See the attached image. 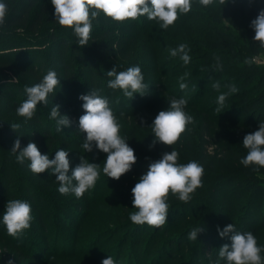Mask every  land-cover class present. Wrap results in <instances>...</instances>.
<instances>
[{"label":"rangeland","instance_id":"374dc122","mask_svg":"<svg viewBox=\"0 0 264 264\" xmlns=\"http://www.w3.org/2000/svg\"><path fill=\"white\" fill-rule=\"evenodd\" d=\"M258 1L245 0L244 4L241 3V13L249 6L252 9L257 7ZM218 9V3L205 8L193 2L192 10L180 15L168 29L161 28L147 16L115 22L101 12L93 20L87 46L96 59L104 62L95 60L94 78L100 82L92 90H99V94L109 100L122 125L121 135L137 157L132 169L119 180L103 174L105 153L95 148L85 153L81 148L84 134L79 131L78 120L84 110L79 96L91 91L90 84L75 85L70 95L71 107L68 100L59 98H48L47 106L37 105L45 125L54 132L52 137L34 136L36 125L33 119L26 120L19 116L17 107H7L0 99V264H8L9 260L13 264H94L93 261L90 263V257L95 259V264H102L108 256H112L117 264H217L218 261L219 264H226L219 258V248L231 244L232 234L221 238L217 228L222 231L232 223L236 231L252 232L258 246L264 249V168L255 165L245 167L240 163L247 155V149L242 144L244 136L258 128H233L221 121L228 119L254 124L259 120L264 122V115L252 116L253 113L248 110L241 113L238 94L242 85L233 71L212 75L208 84L219 82V91L211 93L207 89L203 93L198 89L199 80L189 84L186 90L179 88L178 75L197 71V61L205 59L195 46L196 39L187 29L193 27L191 24L208 26L212 21L210 11L216 13ZM201 11L204 13L203 23L196 22L192 17L194 12ZM241 17L244 25L242 14ZM71 31L74 40H78L73 29ZM181 43H186L190 49L191 60L187 65L191 66L188 70L184 69L186 65L179 56L171 57L169 54L170 49ZM247 44L248 40L242 38L238 50L241 60L233 62L232 66L240 67L243 59L258 57L259 62L253 64L264 76V49L251 53ZM36 47L39 48L35 49L39 58L55 55L54 51L49 55V49ZM133 66L141 68L148 89L146 94L137 93L129 99L121 90L107 86L114 77H108L105 73L113 67H117L119 72ZM155 67L157 71L153 70ZM79 73L86 76V81L90 78L88 72ZM4 75L8 77L3 81H16L11 73ZM262 82L264 85V79ZM230 84H235L238 91L226 98L221 113H218L217 98L228 91L227 85ZM9 85L18 87L13 82ZM25 86H32L31 81L26 82ZM203 94L205 96L201 101ZM177 97L187 99L184 110L193 117L194 122L187 126V131L172 147L159 142L150 147L154 139L150 127L155 116L159 111L167 110L170 100ZM189 102L197 105L192 106ZM56 105H59L60 114L71 121L70 127L59 132L55 120L49 119L50 110ZM121 111L125 113L123 117H120ZM12 124H19L20 127L15 131L10 126ZM18 138L21 149L30 141L34 142L41 153L49 155L50 159L61 148L68 151L69 175L80 163L81 155L89 162L98 164L101 175L95 188L79 199L73 193L61 195L58 192L59 182L51 170L36 175L29 168V161H16L17 154L12 153L11 149ZM173 149L179 153L178 163L195 160L203 166V186L196 189L188 203L181 202L170 193L167 222L162 227L133 224L129 215L136 209L132 208L131 189L151 162ZM13 199L25 200L32 208L31 227L19 238L9 236L3 224L6 204ZM31 199H35V203ZM199 227L204 231L198 233L197 240L190 241L189 232ZM206 237L211 240L209 247L206 246ZM19 242L21 244L17 246ZM261 255L264 256V251Z\"/></svg>","mask_w":264,"mask_h":264},{"label":"clouds","instance_id":"9594fccd","mask_svg":"<svg viewBox=\"0 0 264 264\" xmlns=\"http://www.w3.org/2000/svg\"><path fill=\"white\" fill-rule=\"evenodd\" d=\"M199 5L207 8L214 4L224 5L225 0H198ZM54 8L56 22L65 28H71L78 38L80 47L87 46L91 39L93 20L102 12L106 17L115 22L126 20H137L139 17L147 16L149 20L156 21L161 28L168 29L175 24L180 15L188 14L192 10L193 0H51ZM9 6L4 0H0V28L6 26V18ZM254 30V41L260 48L264 49V9L259 10L258 15L250 23ZM189 46L181 43L178 47L170 49L171 57L179 56L185 65L189 64ZM259 62L258 57L246 58L244 63L251 65ZM216 70H222L223 65L216 59L214 65ZM108 77H114L108 81V87L121 90L123 95L129 99L134 94L144 95L148 85L144 83V76L139 66L117 71L113 67L107 71ZM188 73L179 77V88L183 91L188 88L184 82ZM60 86V79L55 70H48L43 79L33 85L25 86L24 92L27 99L16 109L19 116L26 120H32L36 116L37 105H48L50 94L56 92ZM219 91L220 83L212 84ZM228 91L221 93L217 98L216 111L221 113L226 98L238 91L235 84L227 85ZM83 101L84 114L79 117V131L84 134L81 148L84 152L96 150L105 153L106 159L103 163V174L108 178L119 180L128 173L136 163L137 157L134 149L129 146L127 140L121 135L122 125L119 118L109 105V100L99 94V90H91L86 95H80ZM170 107L161 110L155 116L151 125L154 139L150 147L157 142L172 147L180 140L181 135L187 131V126L193 123V117L185 112L187 99L172 98ZM125 113L121 111L120 117ZM50 120H55L56 130L62 131L71 126V121L66 115H61L59 105L53 106L49 114ZM16 131L19 124L10 125ZM242 144L247 149V155L240 161L248 167L255 165L264 168V122L259 123L258 130L244 136ZM11 152L16 155V161L23 163L29 161L32 173L39 175L51 170L59 182L58 192L61 195L73 193L76 198H82L86 192L95 188L100 178V167L96 163L89 162L84 155L80 156V163L70 170L69 152L59 149L54 158L42 154L34 142H29L21 149L19 138L15 140ZM179 153L176 150L165 152L161 158L151 162L147 171L139 178L131 189L132 208L136 211L130 213L129 219L133 224L159 228L167 222L169 203L168 197H178L181 202L188 203L196 189L203 186L202 178L204 168L195 160L186 164L178 163ZM75 182V183H74ZM32 208L29 202L21 199L8 200L6 210L3 214V224L7 234L19 238L21 234L31 227ZM204 231L202 227L192 229L188 234L190 241L197 240L198 233ZM221 238L230 236L231 244H224L219 248V258L226 264H264V251L257 244V238L252 232L236 231L235 225L229 224L221 231L217 228ZM8 264H13L11 260ZM102 264H117L112 256H108ZM219 264V261L217 262Z\"/></svg>","mask_w":264,"mask_h":264},{"label":"trees","instance_id":"16d2710c","mask_svg":"<svg viewBox=\"0 0 264 264\" xmlns=\"http://www.w3.org/2000/svg\"><path fill=\"white\" fill-rule=\"evenodd\" d=\"M4 2L9 6L6 26L0 28V99H3L4 105L18 107L27 99V94L24 93L26 82L31 81L32 86L39 83L50 69L56 71L60 79V86L57 87L55 93L49 95V98L68 100L69 107L72 106L70 95L73 94L75 85L85 86V83H88L91 85V90L99 85L100 81L98 78H94L93 72L95 60H99L100 63L104 61L96 59L88 46L80 47L77 44V39L74 40L72 36L71 28L61 27L56 22L51 0H4ZM193 2L199 5L198 0H193ZM244 2L245 0H225V4L220 5V9L216 13L213 10L210 11L212 21L208 26L191 24L193 27L187 29L191 37L196 39L194 40L195 46L200 54H204L205 59L197 61L195 66L199 68L197 71L189 73L184 82L189 85L195 80H199L198 89L203 90V93L209 89L208 92L212 93L216 90L212 84H208L212 75L217 76L227 70L233 71L236 79L242 85L238 94L242 105L241 113L248 110L249 113H253L252 116L255 114L264 115L263 74L256 65L245 64V59H243L240 67L232 66L233 62L238 60L240 62L241 60L238 50L241 47L242 38L248 40L247 47L251 53L259 52L261 49L253 39L255 33L250 27V23L256 18L259 10L263 9L264 0H259L257 7L252 9V6H249L241 13L240 8L243 6L241 3L244 4ZM193 14L192 17L196 22H204L203 11ZM241 14L245 19L244 25L241 22L243 20ZM68 45H70L69 48ZM36 46L49 49V55L54 51L55 55L52 54L51 57H43V59L39 58L36 53L39 48ZM217 57L219 63L223 65L222 70L214 68ZM190 66L186 65L184 69L188 70ZM153 70L157 71V67ZM79 72L90 74L88 82L84 79L86 76L83 77L84 75ZM5 73H11L16 81H3L4 78L8 77L4 75ZM254 79V82L251 81ZM11 82L16 83L18 87L9 85ZM88 85L86 86L87 89ZM204 96L203 94L201 101ZM190 104L192 106L197 105L194 102ZM221 121L233 128L251 126L255 129L262 122L259 120L251 124L250 121H247L243 124L228 119ZM33 122L36 125L35 130H33L34 136H54V132L45 125V120L38 111H36ZM1 190L2 188H0V194H2ZM31 200L35 203V199ZM205 242L207 243L206 246L209 247L208 243H211L209 237H206ZM13 244L15 243L13 242ZM19 244L21 243H16L17 246ZM90 259V263L93 261L95 264V259L91 257Z\"/></svg>","mask_w":264,"mask_h":264}]
</instances>
